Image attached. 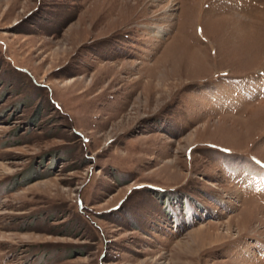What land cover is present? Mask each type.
Masks as SVG:
<instances>
[{
  "label": "rangeland",
  "instance_id": "rangeland-1",
  "mask_svg": "<svg viewBox=\"0 0 264 264\" xmlns=\"http://www.w3.org/2000/svg\"><path fill=\"white\" fill-rule=\"evenodd\" d=\"M0 264H264V0H0Z\"/></svg>",
  "mask_w": 264,
  "mask_h": 264
}]
</instances>
